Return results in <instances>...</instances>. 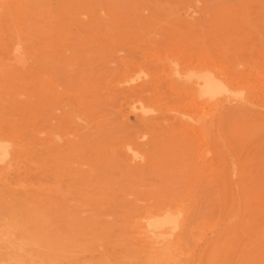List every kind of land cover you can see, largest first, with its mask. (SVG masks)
<instances>
[{"label": "rangeland", "instance_id": "rangeland-1", "mask_svg": "<svg viewBox=\"0 0 264 264\" xmlns=\"http://www.w3.org/2000/svg\"><path fill=\"white\" fill-rule=\"evenodd\" d=\"M0 149V264H264V0H0Z\"/></svg>", "mask_w": 264, "mask_h": 264}, {"label": "bare ground", "instance_id": "bare-ground-1", "mask_svg": "<svg viewBox=\"0 0 264 264\" xmlns=\"http://www.w3.org/2000/svg\"><path fill=\"white\" fill-rule=\"evenodd\" d=\"M18 52V51H17ZM17 54V53H16ZM206 70V69H205ZM208 71V70H207ZM215 78V77H214ZM221 80H223V79H221ZM240 90V89H239ZM236 91V90H235ZM230 93H231V90H230V88L227 86V85H224V84H222V83H220V82H218V81H216V80H214L213 78H212V76L211 75H208L205 79H204V82H203V90H202V93H201V95L203 96V97H205L206 98V100L207 99H209V100H211V99H214V98H217V97H220L221 95H224V96H228V95H230ZM234 93V92H233ZM239 94V93H238ZM239 97V96H238ZM228 98V97H227ZM230 98V97H229ZM228 98V99H229ZM240 98V97H239ZM231 99V98H230ZM235 99V98H234ZM212 101V100H211ZM233 101H235V100H233ZM237 101V100H236ZM240 101V100H239ZM208 104V103H207ZM216 107V106H215ZM200 120H202V118H200ZM202 121H204V120H202ZM198 122V121H197ZM4 148H5V146H4ZM8 148V147H7ZM1 150V149H0ZM4 150V149H3ZM131 150V149H130ZM2 152V151H1ZM132 152V151H131ZM6 153H8V152H6ZM133 154H134V152H132ZM4 154V153H3ZM2 154V155H3ZM5 157V156H4ZM136 158V157H135ZM138 158V157H137ZM3 161V160H2ZM238 161H240L239 159H238ZM232 163V162H231ZM12 164V163H11ZM238 164H239V162H238ZM241 164H243L242 162H241ZM231 165H234V164H231ZM239 166V165H238ZM241 166V165H240ZM240 166H239V169H241L240 168ZM233 167V166H232ZM242 167V166H241ZM231 172V171H230ZM34 188V187H33ZM237 189V188H236ZM244 196V195H243ZM242 198V197H241ZM244 198V197H243ZM241 200H243V199H241ZM241 202V201H240ZM243 202V201H242ZM241 202V203H242ZM169 212V211H168ZM167 212V213H168ZM171 212H174L175 214H176V212L175 211H171ZM182 212V211H181ZM165 213H166V211H165ZM167 213H166V215H167ZM173 213V214H174ZM178 213V212H177ZM152 214V213H151ZM150 214V215H151ZM170 214V213H169ZM236 214V213H235ZM162 215V214H161ZM183 215V214H182ZM234 215V214H233ZM163 216H164V213H163ZM177 216V215H176ZM151 216H149V218H150ZM153 217V216H152ZM154 217H155V215H154ZM157 217V216H156ZM178 217H179V213H178ZM183 217V216H182ZM181 217V218H182ZM147 218V217H146ZM148 219V218H147ZM233 219H234V217H233ZM183 220V219H182ZM177 221L178 220H176V218L175 217H168V218H165V219H163V220H154V221H152L151 223H150V227H152V229H153V231L152 230H150V232H152V233H154V232H158L159 234H161L160 233V230H162L165 226H171L170 228H172V230H175V229H177L179 226H178V223H177ZM184 221V220H183ZM183 223V222H182ZM185 223V222H184ZM184 223H183V225H184ZM229 224H231V223H229ZM180 225V224H179ZM182 225V226H183ZM187 225V224H186ZM181 226V225H180ZM189 226V224L187 225V227ZM166 229H167V227H165ZM229 228V227H228ZM169 229V228H168ZM179 229V228H178ZM185 229V228H184ZM188 230H189V228H187ZM186 229V230H187ZM226 229V228H225ZM164 230V229H163ZM163 230H162V232H163ZM170 230V229H169ZM168 230V231H169ZM180 230H181V227H180ZM187 230V231H188ZM148 231H149V229H148ZM177 231V230H176ZM183 231V230H182ZM149 232V233H150ZM171 232V231H170ZM175 232V231H174ZM190 232H192V231H190ZM163 233H165V231L163 232ZM162 233V234H163ZM169 232H166L165 234H168ZM186 234H187V232H185ZM159 234H158V236H159ZM170 234V233H169ZM182 234H184V233H182ZM193 234H194V232H193ZM154 235H156V234H154ZM223 235V234H222ZM221 235V236H222ZM187 236H188V234H187ZM190 236V235H189ZM191 236H193L192 234H191ZM201 237V236H200ZM166 238V237H165ZM192 238V237H191ZM194 239H195V236L193 237ZM192 238V239H193ZM187 239H188V237H187ZM197 239V238H196ZM163 240H164V238H163ZM189 240H190V237H189ZM197 240H200V239H197ZM196 240V241H197ZM191 241H193V240H191ZM196 241H194V242H196ZM212 242V241H211ZM189 243H191V242H189ZM197 245V243H194V245H193V242H192V244H190V245H193V246H196ZM211 244V243H210ZM209 245V244H208ZM217 245H218V243H217ZM219 246H222L221 244L219 245ZM218 246V247H219ZM234 245H232V247H233ZM236 246H237V244H236ZM208 247V246H207ZM209 247H210V245H209ZM212 247V246H211ZM217 247V246H216ZM215 247V248H216ZM217 247V248H218ZM232 247L230 248L231 250H232ZM222 248L223 247H221V249H220V252H221V250H222ZM233 248H235V246L233 247ZM206 250V249H205ZM210 250V249H209ZM215 250V249H214ZM236 250V249H235ZM234 249H233V251H231L232 253H235L234 251H235ZM207 251H208V248H207ZM218 251V250H217ZM192 252V251H191ZM216 252V251H215ZM215 252H214V254H215ZM223 252V251H222ZM228 252V251H227ZM230 252V250H229V253H231ZM202 253V252H201ZM204 253H206L205 254V256H203L202 255V259H204L205 257H208V260L210 259L209 257H211V256H206L207 254L209 255V253H212L211 252V250L209 251V252H204ZM217 253V256H218V252H216ZM228 253V254H229ZM231 253V254H232ZM221 254V253H220ZM219 254V255H220ZM226 255H223L222 254V256H228L227 255V253H225ZM189 255V254H188ZM191 256H192V254H190ZM211 255H213V254H211ZM234 255V254H233ZM232 255V256H233ZM214 257V256H213ZM220 257H221V255H220ZM229 257V256H228ZM234 257V256H233ZM242 257V256H241ZM212 259V258H211ZM221 259H222V257H221ZM198 260V259H197ZM219 260H220V258H219ZM234 260V259H233ZM199 261L200 260H198V264H199ZM202 261V260H201ZM200 261V262H201ZM205 261L207 262V260H205L204 259V263L203 264H205ZM211 261V260H210ZM215 261V260H214ZM212 262V261H211ZM221 262L222 261H220V264H221ZM195 263V262H194ZM219 263V262H218ZM202 264V263H201ZM208 264V263H207ZM214 264H215V262H214ZM217 264V263H216Z\"/></svg>", "mask_w": 264, "mask_h": 264}]
</instances>
